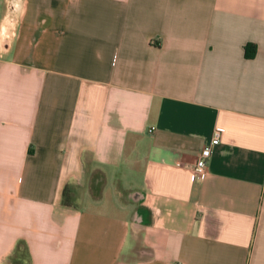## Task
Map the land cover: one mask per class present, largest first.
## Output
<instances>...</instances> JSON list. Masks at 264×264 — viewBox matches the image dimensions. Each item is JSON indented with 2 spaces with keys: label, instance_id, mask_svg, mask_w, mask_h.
<instances>
[{
  "label": "crops",
  "instance_id": "1",
  "mask_svg": "<svg viewBox=\"0 0 264 264\" xmlns=\"http://www.w3.org/2000/svg\"><path fill=\"white\" fill-rule=\"evenodd\" d=\"M0 264H264V0H0Z\"/></svg>",
  "mask_w": 264,
  "mask_h": 264
},
{
  "label": "built area",
  "instance_id": "2",
  "mask_svg": "<svg viewBox=\"0 0 264 264\" xmlns=\"http://www.w3.org/2000/svg\"><path fill=\"white\" fill-rule=\"evenodd\" d=\"M221 140L222 131L218 128H215L209 144L206 147L202 148L194 161L192 171L197 180L202 181L206 177L208 160L211 155V147L220 144Z\"/></svg>",
  "mask_w": 264,
  "mask_h": 264
},
{
  "label": "rangeland",
  "instance_id": "3",
  "mask_svg": "<svg viewBox=\"0 0 264 264\" xmlns=\"http://www.w3.org/2000/svg\"><path fill=\"white\" fill-rule=\"evenodd\" d=\"M115 197L114 189L109 185L107 188L103 189V201L108 199H113Z\"/></svg>",
  "mask_w": 264,
  "mask_h": 264
},
{
  "label": "trees",
  "instance_id": "4",
  "mask_svg": "<svg viewBox=\"0 0 264 264\" xmlns=\"http://www.w3.org/2000/svg\"><path fill=\"white\" fill-rule=\"evenodd\" d=\"M249 48L253 49V47H247V48H246L247 52H248V49H249ZM252 51H253V50H252ZM94 197H95V198H98V194L94 195Z\"/></svg>",
  "mask_w": 264,
  "mask_h": 264
}]
</instances>
